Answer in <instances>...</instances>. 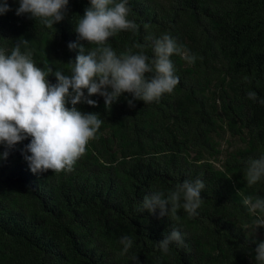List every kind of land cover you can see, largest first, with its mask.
<instances>
[{
    "label": "trees",
    "instance_id": "trees-1",
    "mask_svg": "<svg viewBox=\"0 0 264 264\" xmlns=\"http://www.w3.org/2000/svg\"><path fill=\"white\" fill-rule=\"evenodd\" d=\"M7 3L0 49L10 55L20 44L37 67L52 69L46 79L55 84L52 74H68L78 54L68 45L78 42L75 26L89 0H69L52 28L16 15L19 0ZM127 6L136 30L119 31L106 45L79 43L86 50L109 46L117 55L142 51L151 62L153 40L170 34L196 60L170 57L179 83L158 101L129 106L131 94L122 93L110 108L98 94L88 97L95 107L78 104L103 123L71 172L32 173L23 151L30 138L10 149L0 144V264H255L264 227L251 233L255 217L237 191L264 197V178L251 186L245 179L246 161L264 155V0H127ZM197 178L205 187L196 215L183 207L176 218L137 212L145 195H167ZM174 229L183 243L172 242L164 253L157 242ZM124 236L133 240L126 253Z\"/></svg>",
    "mask_w": 264,
    "mask_h": 264
},
{
    "label": "clouds",
    "instance_id": "clouds-1",
    "mask_svg": "<svg viewBox=\"0 0 264 264\" xmlns=\"http://www.w3.org/2000/svg\"><path fill=\"white\" fill-rule=\"evenodd\" d=\"M68 3L69 0H19L16 15L30 14L33 19L38 18L46 27L52 28L64 19ZM89 3L75 26L78 42L68 45L70 50L78 49V54L74 62H70L68 74L61 71L52 74L55 84L46 79L52 69L49 68L46 74L37 67L31 53L21 52L20 44L10 55L0 49V144L10 149L30 138L23 151L29 153L24 159L34 174L48 170L71 172L85 153L88 142L95 138L103 121L97 113L78 110V104L95 107L96 101L88 97L98 94L104 98L105 107L110 108L122 93L131 94L129 106H134V100L143 103L158 101L162 95L172 93L179 83L170 57L179 55L188 63L196 60L170 34L153 40L151 62L142 51L133 54L129 49L117 55L109 46L86 50L79 41L106 45L108 38L117 32L137 29L136 23L128 19L127 0H89ZM9 10L7 0L0 3V15ZM247 95L249 99H257L255 92L249 91ZM260 102L264 103V100ZM66 103L71 107H66ZM7 154L6 151L3 153L4 158ZM262 178L264 155L246 161L247 184L254 185ZM204 187V181L197 178L177 183L167 195L163 191H153L143 197L137 212L156 213L159 210L160 217L176 218L177 210L183 207L189 215H196ZM237 193L243 197L242 203L248 212L255 217L251 233L264 227V197L244 195L239 190ZM120 242L125 253L133 244L128 236L122 237ZM172 242L183 243L180 231L172 230L157 242V246L167 253ZM254 254L255 264H264V241L257 244ZM133 259L137 260V257Z\"/></svg>",
    "mask_w": 264,
    "mask_h": 264
}]
</instances>
